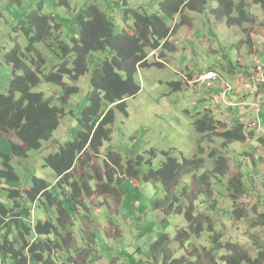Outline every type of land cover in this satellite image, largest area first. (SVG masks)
<instances>
[{"label": "rangeland", "instance_id": "1", "mask_svg": "<svg viewBox=\"0 0 264 264\" xmlns=\"http://www.w3.org/2000/svg\"><path fill=\"white\" fill-rule=\"evenodd\" d=\"M166 1L0 0L2 94H9L14 78L13 67L6 62L7 55L17 47L28 54L30 38L37 36L30 24L31 16L42 13L52 24L60 26L46 41L34 45L47 61L41 82L34 91L43 93L53 106L65 108L66 117L53 138L25 158L13 155L12 143L19 142L15 135L0 137V170L3 155H10L17 176L0 175V203L8 209L14 208L11 218H19L17 215L23 213L22 219L28 224L31 217L35 223L46 219L54 223L56 232L50 236L51 242L49 236L35 232L27 236V241L38 239L49 243L51 257L59 264H214L215 259L234 254L228 250L231 244L241 246V251L251 256L256 254L255 243L264 248V144L260 145L264 141L261 138L264 111L261 113L260 101L264 99L256 101V95L264 91V9L255 0L246 1L250 22L241 26L232 27L227 19L215 16L219 8L217 1H212L203 13L188 11L169 21L170 27L176 29L170 37L172 46L149 56L150 64L161 62L165 66L139 68L136 79L142 92L129 99L130 116L117 110L110 141L99 155L85 159L71 181H78L81 188L79 204L74 199L72 178L57 186V174L45 166L47 158L60 153L63 146L76 141L85 130L82 119L91 104L93 78L105 60L114 56L112 51L92 53L88 59L89 72L77 83L68 77L64 80L66 87L47 83L45 76L62 63L68 62L69 68L73 67L76 55H66L62 43L73 46L80 37L81 21L88 19L87 11L93 7L106 14L120 34L135 30L136 12L163 16L162 4ZM185 18L192 25H183ZM210 71H216L221 77L213 89L198 82L202 74ZM250 77L255 78L256 86H253L254 94L248 93L252 100L249 98L247 102L256 101L252 104L255 113L251 115L252 107L237 106L234 110L235 115H242L241 121L247 119L244 123L239 119L234 122V126L244 125L246 140L226 143L220 136L222 129L213 134L199 133L194 122L200 115L205 110L212 115L219 114L214 103H228L226 99L232 97L229 91L227 98L218 97L210 102L213 95L229 88L224 81L240 87L246 79L249 83ZM177 86L181 87L177 89ZM74 87L78 90L67 93V88ZM258 121L261 132L251 127ZM221 123L228 129L234 127ZM171 159L181 166L174 183L177 185L174 195L179 199L174 209L186 205L184 212L195 216L193 222L203 223L202 235L192 234L184 214L165 215L154 208L157 201L167 198L166 190L162 183L148 181L146 177L151 171L162 169ZM135 170L137 174L133 176ZM38 178L51 187L56 186V196L59 188L67 187L64 203L71 210L70 224H61L58 219L62 205L54 203V209L46 198L35 203L29 199L27 192ZM112 188L123 193L115 194ZM13 191H19L16 198L10 197ZM169 194L172 196L173 192ZM209 218L210 224L206 222ZM183 231L189 235L184 243L178 238ZM16 235L10 227H3L0 245L11 241L20 248L22 242L16 240ZM2 261L13 264L10 257L0 254Z\"/></svg>", "mask_w": 264, "mask_h": 264}, {"label": "trees", "instance_id": "2", "mask_svg": "<svg viewBox=\"0 0 264 264\" xmlns=\"http://www.w3.org/2000/svg\"><path fill=\"white\" fill-rule=\"evenodd\" d=\"M212 1H217L219 4V8L215 10V16L220 20L227 19L230 26H241L250 22L247 0H167L162 4L163 16H151L147 13L136 12L134 15L135 30L131 33L120 34L116 32L114 22L98 8L93 7L87 11L88 19L81 21L79 39L74 41L72 47L62 43L66 55L72 53L76 55V59L72 63L73 67L69 68L68 62L62 63L59 67L57 66L58 69H54L45 76L46 82L66 87L64 80L65 77H68L73 83H77L89 72L88 59L92 53L112 51L114 56L105 60L93 78L94 92L91 94V104L85 110L82 119L85 130L76 141L63 146L60 153L51 155L45 160V166L51 168L59 178L57 186L74 176L76 171L83 166L86 158L89 159L88 157L91 155L100 154L105 143L111 139L117 110L130 116L128 101L142 92V86L136 79L139 68L165 66L161 62L150 64L149 56L156 51L172 46L170 37L176 29L170 27L169 21H175L177 17L184 16L188 11L203 13ZM255 4L264 9V0H255ZM182 22L183 25L186 23L192 25L186 18ZM30 24L35 27L37 36L30 38L31 45L28 51L26 50L28 54L17 47L7 55L6 62L13 67L14 78L11 81L9 94L0 93V137L4 134L15 135L19 142L12 143L13 155L22 158L28 157L32 150H41L44 142L53 138L67 115L65 108L53 106L43 93L34 91L41 82L40 76L47 63L34 45L42 40L46 41L54 29L60 30V26L52 24L50 18L42 13L31 16ZM180 87L177 86V89ZM67 90V93L76 91L78 87L67 88ZM17 95L20 97L17 98ZM105 104H107V108ZM194 127L202 134H213L222 129L220 136L226 143L245 141L247 138L243 124L228 129L208 110H205L194 122ZM113 156L115 157L114 154ZM10 161V155H3V169L0 170V175L17 178ZM114 162L118 163L117 159ZM110 168L115 169L114 167ZM179 172H181L180 164L171 159L162 169L151 171L147 175L148 181L162 183L166 190L167 198L157 201L154 208L165 215H169L171 212L178 215L184 214L187 223L193 229L192 234L202 235L204 232L203 223L197 225V222H193L195 216L190 212H184V209L187 208L186 205L174 209V205L179 202V199L174 195V187L177 186H174V183L179 178ZM136 174L135 170L133 176ZM71 184L75 187L74 199L79 204L81 188H79L78 181L71 182ZM55 187H51L45 180L38 178L35 179L33 188L27 194L33 203L46 198L54 208L56 206L54 203L59 206L64 204L63 200L57 198L53 192ZM111 190L114 191L113 188ZM171 191L174 197L169 194ZM18 194L19 191H13L10 197L16 198ZM193 206L195 209V205ZM13 209H8L0 203V229L10 227L17 234L16 240L22 242L21 247L16 248L14 242L5 241L0 245V254H4L6 258L10 257L13 264H56L51 257L52 246L49 243L40 242L38 239L27 241V236L33 232L39 236H49L50 240V236L56 232L54 223L46 219L36 222L32 226L30 225L32 217L29 220L31 223L28 224L24 220L25 218L22 219L23 213L17 215L19 218H11L14 213ZM58 214L61 224L71 222V215L67 209L60 208ZM209 221H211L210 218L206 222L210 224ZM210 230L214 234L213 229ZM183 235L187 237L184 238ZM188 236V231H183L178 235V238L184 243ZM217 236L219 239L221 238L220 235ZM254 247L256 254L251 256L249 253H243L241 246L231 244L228 250L234 254L231 257L223 256L220 259H215L214 264H264V248L257 243L254 244ZM204 250L209 253L208 249L204 248ZM47 252H49L48 256ZM199 258L200 256H198V260ZM0 264H3V261Z\"/></svg>", "mask_w": 264, "mask_h": 264}, {"label": "crops", "instance_id": "3", "mask_svg": "<svg viewBox=\"0 0 264 264\" xmlns=\"http://www.w3.org/2000/svg\"><path fill=\"white\" fill-rule=\"evenodd\" d=\"M210 72H216V71H210ZM210 72H208V73H210ZM208 73H206V74H208ZM234 73H236V72H234ZM206 74H202L201 76H203V75H206ZM241 74H243V73H241ZM240 75V74H239ZM200 76V75H199ZM200 76V77H201ZM244 76V75H243ZM238 77V76H237ZM237 77L234 79V82H235V85H236V81H237ZM247 77H248V75H247ZM246 77V78H247ZM250 80H252L253 81V84L250 82ZM248 81H249V83H246L247 82V79H246V81H245V83L243 82L242 83V85L239 87H237V86H235V87H233L234 88V91L233 92H231V94H232V97H229L228 99H226V102H228V103H222L221 105H219L218 106V111H217V113L218 112H220L219 114H213L215 117H216V115H217V119H219V121H221V122H224V123H226V124H229V128H230V126H234V122L235 121H237L238 119H239V121L241 122V123H244V121H246L247 119H243L242 121H241V117H242V115H240V114H238V115H235V113H234V110H235V107H237V106H240L242 109L243 108H245V107H252L253 109H252V111H251V115L253 114V113H255V105H253L252 106V104L254 103V102H256V101H258V100H261L262 98L264 99V97H262L260 94H264V91H261L258 95H256V101H254V102H247V100L251 97L250 96V94H254L255 93V90H253V86L255 87L256 86V82H255V78H249L248 79ZM234 85V84H233ZM246 90H250V92H247L246 93ZM248 93H250L249 95H248ZM218 95H213L212 97H211V99H210V102L213 100V97H219L220 99L221 98H223V97H226L227 98V94L226 95H224V91H223V93H217ZM221 94V96H219ZM246 96H247V98H246ZM258 96V97H257ZM261 96V97H260ZM246 98V99H245ZM245 99V100H244ZM250 100H252L251 98H250ZM262 104H263V108L261 109V113L264 111V102H262V101H260ZM258 103V102H257ZM251 105V106H250ZM220 108H221V110H220ZM232 114H233V116H232ZM230 124H232V125H230ZM262 138V140H264V136H262L261 137ZM261 143L262 144H264V141H260V145H261ZM262 147V146H261ZM263 148V147H262ZM73 177L74 176H71V180L70 181H72L73 180ZM114 179H115V177H114ZM58 180H59V178L57 177V179L55 180V182H58ZM118 191H121L120 189H116V192H118ZM53 192H55L54 190H53ZM68 192V190H67V187L66 186H64V187H61V188H59V191H57V198H59V199H61V200H63V202L65 201V199H64V197H66V193ZM114 192H115V190H114ZM116 192H115V194H116ZM122 192V191H121ZM123 193V192H122ZM37 201V200H36ZM35 201V202H36ZM34 202V203H35ZM109 204V203H108ZM62 208H65V209H67L68 211H69V214H70V211L71 210H69L66 206H65V203L64 204H62ZM54 209H56V207H54ZM71 215V214H70ZM59 218V217H58ZM33 220V219H32ZM26 221V220H25ZM71 221H72V217H71ZM70 224V223H69ZM87 251H89V250H87ZM55 261V260H54ZM56 262V261H55ZM88 262H91L90 260L88 261ZM56 264H59V263H57L56 262ZM73 264H75L74 262H73ZM78 264H79V262H78ZM81 264V263H80ZM84 264H86V263H84ZM89 264V263H88Z\"/></svg>", "mask_w": 264, "mask_h": 264}, {"label": "built area", "instance_id": "4", "mask_svg": "<svg viewBox=\"0 0 264 264\" xmlns=\"http://www.w3.org/2000/svg\"><path fill=\"white\" fill-rule=\"evenodd\" d=\"M219 80L221 81V77L217 74V72H210V73H208L206 75L201 76L199 78V81L198 82H202L205 85H207L208 88L213 89V88L216 87V85H217V83H218ZM224 82L225 83H223V84L226 85L227 87H229L227 90H224V93L226 94V92L228 93L229 91L232 92V90H234L233 89L234 86L232 84H230L229 82H227V81H224ZM217 98L218 97H213V100L212 101L217 100ZM217 104H218V102L214 103L213 106L216 107V110L218 111L219 104L218 105ZM251 127L252 128H256L257 127L258 130H259V132L262 131L261 130V124H260L259 121L257 123L252 124ZM33 223H35L34 220L32 221V224Z\"/></svg>", "mask_w": 264, "mask_h": 264}]
</instances>
